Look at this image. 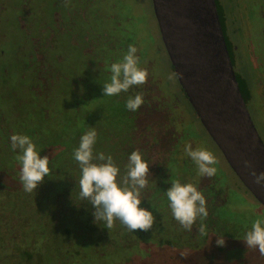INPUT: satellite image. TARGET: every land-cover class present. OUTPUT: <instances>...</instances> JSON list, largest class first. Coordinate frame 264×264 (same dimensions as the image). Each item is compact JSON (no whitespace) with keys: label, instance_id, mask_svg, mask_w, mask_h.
<instances>
[{"label":"flooded vegetation","instance_id":"1","mask_svg":"<svg viewBox=\"0 0 264 264\" xmlns=\"http://www.w3.org/2000/svg\"><path fill=\"white\" fill-rule=\"evenodd\" d=\"M113 2L68 0L65 7L63 0H0V252H6L3 258H8L9 264H20L19 259L26 263L34 262V258L44 259L40 255L44 242L55 251L52 256L58 262L68 261L89 254V244L90 251L99 256L102 243L106 245L111 240V248L115 249V241L129 244L143 237L155 249L148 257L124 256L123 264H153L146 257L158 262L172 258L176 264H264L258 249L247 248L243 241L254 217L247 219L245 209L234 203L235 193L248 196L237 183L222 178V168L227 174H234L233 171L201 125L176 77L172 79L175 87L168 79L174 70L159 35L151 0L154 43L150 46H143L133 8H127V13L120 8L114 12ZM214 3L223 23L233 72L246 81L248 98L244 103L261 139L264 62L259 52L264 50V0ZM44 4L49 5L45 17L40 13ZM129 44L136 46L140 66L148 68V81L128 93L103 97V83L110 82V65L123 57ZM73 56L77 62L72 69ZM158 58L162 61L161 74L156 70ZM136 92L143 94L145 106L130 112L125 101ZM254 100L263 107L262 113L260 107L255 109ZM183 111L192 113L200 132L204 131L212 145L204 144L182 128ZM90 127L98 134L94 152L111 154L121 175L125 174L128 156L134 150H140L150 163L149 183L142 190L141 202L156 217L149 231L130 232L118 220L107 229L103 221H94L93 206L80 200L81 172L73 149ZM14 133L28 135L40 149L39 155L49 156L50 176L34 193L25 192L19 179V150L11 149L10 140ZM261 141L264 144V138ZM186 142L215 154L219 166L216 165L214 177L197 175V166L184 152ZM171 179L198 182V189L207 200V237L199 235V218L189 232L172 217L165 195ZM238 183L244 187L239 180ZM233 189L238 191L234 195ZM222 208L229 211L230 221L220 213ZM235 221L240 223L233 226ZM117 224L121 226L120 233L116 232ZM28 227L36 228L29 237L22 236L19 230ZM217 233H223L226 246L215 244L213 234ZM14 245L19 246L20 256L15 255ZM181 252L187 256L182 257Z\"/></svg>","mask_w":264,"mask_h":264},{"label":"clouds","instance_id":"2","mask_svg":"<svg viewBox=\"0 0 264 264\" xmlns=\"http://www.w3.org/2000/svg\"><path fill=\"white\" fill-rule=\"evenodd\" d=\"M63 3L66 7L68 0H63ZM110 72V82L103 83V97L128 93L134 86L146 84L149 75L148 68L140 66L137 48L133 44L128 45L127 52L120 60L111 63ZM177 75L179 73L169 74L168 79H175ZM142 106H145V98L140 92L129 95L125 101V107L130 112H137ZM97 136L96 129L90 127L80 137L78 147L73 149V158L79 164L81 172L80 200L93 206L94 221H103L107 229L113 228L114 222L118 220L130 232L149 231L156 217L148 208L142 207L141 202L144 199L142 190L149 183L150 163L140 150H134L128 156L125 174L121 175L120 167L111 154L94 152ZM10 140L11 149L19 150L16 160L20 165L19 179L23 190L34 193L38 186L44 183V178L50 176L49 156H40V149L26 134L14 133ZM184 152L197 166V175L200 178L216 175V165L219 161L212 151L205 147L193 148L191 143L186 142ZM243 166L248 170L253 183L264 189V170L257 172L250 159H244ZM165 195L172 217L182 229L191 232L199 218L200 237L209 235V229L204 223L208 217L207 200L203 191L198 189V182L171 179V187L165 191ZM213 235L218 247L226 246L223 233ZM243 241L247 248L258 249L259 254L264 256V214L258 215L251 222ZM180 255L186 257L187 253L181 252Z\"/></svg>","mask_w":264,"mask_h":264},{"label":"water","instance_id":"3","mask_svg":"<svg viewBox=\"0 0 264 264\" xmlns=\"http://www.w3.org/2000/svg\"><path fill=\"white\" fill-rule=\"evenodd\" d=\"M176 79L207 134L237 179L264 208L244 159L264 170V144L239 92L214 0H151Z\"/></svg>","mask_w":264,"mask_h":264},{"label":"rangeland","instance_id":"4","mask_svg":"<svg viewBox=\"0 0 264 264\" xmlns=\"http://www.w3.org/2000/svg\"><path fill=\"white\" fill-rule=\"evenodd\" d=\"M118 8L121 9L122 13H127V11H126L127 8H133L134 16L136 17V24H137V27L140 31V36H141L143 46L144 45H146V46L152 45L154 43L153 38H152V32L154 30V19H153L152 12H151L150 0H114L113 11L116 12ZM48 10H49V5L44 4V5L40 6V13L44 17L47 15ZM256 38L259 41H262L261 36H258ZM10 51H11V49L8 48V54H10ZM259 55L261 56V62L263 63L264 62V50L260 51ZM71 59H72L71 67L73 69L74 66L76 65L77 58L75 56H73V57H71ZM156 65H157L156 70L161 74L162 61L159 58H158V61L156 62ZM63 70L65 73H67L66 68H64ZM14 72H12L11 74H14ZM263 80H264V78H263ZM172 83H173V81H172ZM167 86L170 89L169 84H167ZM175 86L176 85L174 84V87ZM174 92L177 93L176 90ZM259 104H260L259 102L254 100L255 109H257L256 107H260L259 111L262 113L263 107L259 106ZM255 109H254V112L257 113V111ZM190 113L183 111V113H182V118H183L182 128L186 132L190 133V135L192 137H196L200 141H203L204 144L207 143V144L212 145L209 141L206 140V137H205L206 135H205L204 131L201 130V132H200L199 125L196 123V120H195L194 116L192 115V113L191 114ZM197 125L199 128L197 127ZM261 126H262V132H260V133L262 135V137H261V139H262V138H264V124H262ZM3 167H7V165L5 164ZM222 171L223 172H222L221 176L223 179L225 178L228 183L229 182L237 183L239 185V187L243 190V192L248 196V198H246V197L240 195L239 193H235V195H234V191L238 192L235 189H233L231 191L234 195V203L237 206H240L241 208L245 209L244 215L247 216L246 218L249 219L253 215V217H254L253 219H255L258 215L264 214V208L257 201H255L254 198L250 194H248V192L244 189V187H242L240 185V183H238V180L236 179L234 174H232L231 172H229V174H227V171L224 170L223 168H222ZM219 173H220V171H219ZM220 213L225 214V215H223V217L226 221H230L231 218L228 217V216H230V214L226 208H222L220 210ZM239 223L240 222L235 221L233 226H237ZM117 227L119 228V230L116 229V232L120 233L121 232V226L117 224ZM35 228L36 227L21 228L19 230V232L22 236L29 237ZM87 229L89 230V226L87 227ZM87 234H88V232H87ZM122 235H125V232H123ZM140 242H142V243H140ZM143 242H146V243H143ZM110 243H111V240H110ZM110 243H107L106 245H104L102 243L103 247H102V250L100 251L102 253V255L97 256L94 254V252L90 251V248H92V246H90V244H89V254H85L84 256H81V257H74L68 261L67 260L64 261L62 259V261L58 262L52 256V254H54L55 251H53L49 247H46V245L43 242V243H41V245L43 246L42 247L43 253H41L40 255H43V257H45L44 259L34 258L33 259L34 262H31V260H29L30 263H28V262L26 263L23 259L22 260L19 259V262H20V264H123L124 263V261H123L124 256L126 258H128V257H131L135 254L139 257L142 256V258H143V256H147L148 253H150V251H153L155 249V247L153 246L151 241L143 240V237L138 239L136 241V243L133 242V243H129V244H123V243L120 244L118 241H115L114 242L115 246H116L115 249L111 248ZM138 243H140V244H138ZM136 245H138V246H136ZM12 248L15 252V255L20 256L19 246L14 245V246H12ZM87 249H88V246H87ZM4 253H6V252H2V251L0 252V264H9L8 258H6V259L3 258ZM147 257L145 258L146 261L151 262L153 264H156V263L157 264H176L175 260L173 261L172 258L168 261L162 260V261L158 262V261H155V259L152 260L151 258H147ZM10 264H12V262Z\"/></svg>","mask_w":264,"mask_h":264},{"label":"trees","instance_id":"5","mask_svg":"<svg viewBox=\"0 0 264 264\" xmlns=\"http://www.w3.org/2000/svg\"><path fill=\"white\" fill-rule=\"evenodd\" d=\"M215 2V0H214ZM216 6V5H215ZM217 6H216V12H217V16H218V20H219V23H220V27H221V31H222V35H223V38L225 40V35H224V30H223V23L221 22V18H220V15H219V11H217ZM226 48L228 49L229 46L227 44V41H226ZM228 56H229V59L231 61V55L230 53L228 52ZM232 62V61H231ZM234 76H235V80H236V83H237V86H238V89H239V92L241 94V97L243 99L244 102L247 101V98H248V90H247V85H246V81L243 77H241L239 74H236L234 72Z\"/></svg>","mask_w":264,"mask_h":264}]
</instances>
